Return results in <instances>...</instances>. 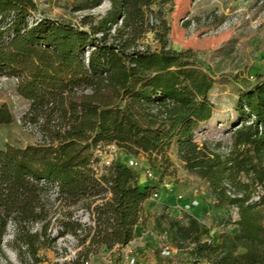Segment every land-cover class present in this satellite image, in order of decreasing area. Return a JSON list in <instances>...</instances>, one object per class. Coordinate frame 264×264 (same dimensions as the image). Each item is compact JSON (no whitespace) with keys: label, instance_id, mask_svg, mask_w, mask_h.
<instances>
[{"label":"trees","instance_id":"1","mask_svg":"<svg viewBox=\"0 0 264 264\" xmlns=\"http://www.w3.org/2000/svg\"><path fill=\"white\" fill-rule=\"evenodd\" d=\"M105 1L83 0L79 8ZM154 1L110 0L99 19L85 14L76 24L44 16L35 0H0V75L16 79L19 95L30 101L22 122L41 133L27 146H0V237L10 221L16 234L24 230L31 260L23 251L21 264H46L35 241L57 239L46 206L54 187L53 200L67 207L59 235L81 228L73 219L78 207L94 217L73 264L88 262L101 249L128 245L152 185L118 160L98 176L91 165L94 149L115 144L127 156L151 157L164 154L174 140L186 168L210 183L218 203L238 207L234 222L240 230L223 232L216 242L211 227L195 215L165 210L155 216L158 235L180 249L192 245L186 264L264 263V214L260 201H250L255 179L264 183V75L240 92L239 116L228 131L230 154L199 143L195 131L215 111L209 96L214 75L195 66L188 50L166 42L153 48L144 41L156 24L145 23L143 6ZM13 121L2 104L0 125ZM242 174L253 180L243 182ZM227 181L238 184L242 195L230 196ZM35 222H42L40 231L29 227Z\"/></svg>","mask_w":264,"mask_h":264},{"label":"rangeland","instance_id":"2","mask_svg":"<svg viewBox=\"0 0 264 264\" xmlns=\"http://www.w3.org/2000/svg\"><path fill=\"white\" fill-rule=\"evenodd\" d=\"M82 1L35 0L38 11L44 16L76 24L85 14L99 19L110 7V0H106L94 9L80 10ZM143 8L146 11V24H151V17L157 20L154 21L155 27L144 37L146 43L156 48L166 42L170 48L188 50L195 66L207 72L211 69L214 85L209 96L215 104V111L212 119L195 131V139L199 143L207 142L212 151L228 156L232 147L228 131L239 116L240 92L245 87L253 86L264 75V0H155ZM186 16L195 20V26L182 24ZM16 82L13 77L0 75V106L7 104L14 116L12 123L0 125L1 147L6 144L23 147L39 140L22 122L30 101L19 95ZM219 142L220 146L217 145ZM107 156L121 161L126 153L118 146L114 152H110L108 146H97L91 165L98 176L101 175V159ZM135 159L154 171L150 178L143 171L135 169L141 172L143 184L152 185L151 195L143 203L142 218L135 237L125 246V250L104 253L101 249L84 264H130L132 258L135 259L133 264H186V249L192 245L180 249L158 235L154 228L155 216L165 210L176 216L186 212L195 215L211 227L216 242L221 240L219 236L223 232H239L240 228L234 222L239 216L237 207L218 203L210 183L186 168L179 156L176 140L164 154L153 153L150 157L142 153ZM252 178V175L244 174L240 177L243 182H250ZM255 180L252 194H260V209L264 214V183ZM225 184L230 186L233 193L242 195L238 184L229 181ZM156 191L157 196L154 195ZM46 206L51 227L59 225L67 210L64 202L51 197L46 201ZM37 223L42 224L35 222L29 227L38 228ZM11 229L9 231L12 232ZM28 242L30 240L22 228L14 238L0 237V264H20L25 257L22 246ZM35 245L38 246V255L45 259L46 264L72 263L61 260L55 243L48 244L46 239L41 238L35 241Z\"/></svg>","mask_w":264,"mask_h":264},{"label":"built area","instance_id":"3","mask_svg":"<svg viewBox=\"0 0 264 264\" xmlns=\"http://www.w3.org/2000/svg\"><path fill=\"white\" fill-rule=\"evenodd\" d=\"M33 21H34V19H31V22H33ZM154 21L156 22L157 20H154L151 17L150 23L154 24ZM182 24H186V25H189L190 27H192V26H195L196 22H195V20L191 19L190 16H186L182 19ZM26 127H28L32 132H34L36 134V136L38 137V139L41 137V133L38 130V127L36 125L28 122L26 124ZM107 146H108V150L110 152H114L116 149L115 144H109ZM101 160H102V168H101V171H99V172L102 174L106 171V168L108 166H110L115 161V158H113L112 156H107L106 158H102ZM121 161H123L124 163H126L127 165L131 166L134 169H139L140 171H143L144 174H146L150 178L153 177V175H154V171L150 167L140 164L135 159V157H133V156L125 157ZM57 190H58V187H54L52 189V191H51L52 197H54L56 195ZM227 193L232 197L237 196V195H241V194L233 193L231 191L230 186H227ZM154 195L155 196L158 195L157 191L154 193ZM259 198H260V194L255 195V196L253 195L251 197L250 201H259ZM237 212H238V207H237ZM73 219L78 220L82 224L81 228H79L77 230V233H66L64 235H59V232L62 230V227L60 225H57L55 227L50 228L51 235L57 236V239L54 243L57 244V249L61 253V260L62 261L63 260L64 261H71L72 262L71 264H73L74 260H76L78 258L79 251L82 248L81 237L85 233V227L94 226V224H95L93 215L90 213V211L86 210L83 207H78L75 210L74 215H73ZM37 225H38V228L37 227L34 229L32 228V231H40L41 230L42 224L37 223ZM11 228H13V229H11ZM9 229H11L12 232L9 231ZM15 235H16V223L13 221H10L8 224V228H7L6 233L3 235V239H4V237L14 238ZM6 239H8V238H6ZM22 248L26 252L27 257L31 260V257L28 253V245L27 244L23 245ZM63 253H64V256H63ZM134 262H135V259L132 258L130 261V264H133Z\"/></svg>","mask_w":264,"mask_h":264},{"label":"crops","instance_id":"4","mask_svg":"<svg viewBox=\"0 0 264 264\" xmlns=\"http://www.w3.org/2000/svg\"><path fill=\"white\" fill-rule=\"evenodd\" d=\"M126 157H128V156L126 155ZM140 180H141V182L143 181V177L142 176H141ZM120 249H124L125 250V246L115 247L114 249H111L109 251H104V253H112V252H115V251L120 250Z\"/></svg>","mask_w":264,"mask_h":264}]
</instances>
